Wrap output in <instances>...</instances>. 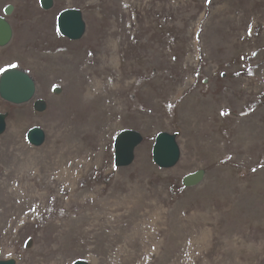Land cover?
<instances>
[{
    "label": "rangeland",
    "instance_id": "rangeland-1",
    "mask_svg": "<svg viewBox=\"0 0 264 264\" xmlns=\"http://www.w3.org/2000/svg\"><path fill=\"white\" fill-rule=\"evenodd\" d=\"M70 8L78 41L57 27ZM0 15L15 33L0 74L28 71L48 104L0 97V260L264 264V0H0ZM125 129L144 142L116 167ZM164 131L182 151L169 169L153 161Z\"/></svg>",
    "mask_w": 264,
    "mask_h": 264
},
{
    "label": "water",
    "instance_id": "water-1",
    "mask_svg": "<svg viewBox=\"0 0 264 264\" xmlns=\"http://www.w3.org/2000/svg\"><path fill=\"white\" fill-rule=\"evenodd\" d=\"M41 6L50 10L54 6V0H40ZM13 6L5 10L6 15H10ZM57 27L59 33L71 41L81 40L87 31V23L84 14L80 9L63 10L57 17ZM14 28L10 21L0 15V47L5 48L14 39ZM58 92L61 90L58 89ZM0 97L13 105H28L34 103L35 110L45 112L48 104L44 99L38 97V85L31 74L19 67L10 66L5 68L0 74ZM8 113H0V135L7 129ZM28 142L34 147L44 145L46 133L40 127L32 128L27 134ZM144 142V136L137 130H122L114 141L115 165L116 167H128L136 158V149ZM182 151L178 142V134L170 132H160L156 136L153 146V161L161 169L175 167L180 161ZM206 177L205 170L201 169L188 174L183 179L185 187L197 186ZM0 264H17L14 259L0 260ZM73 264H89L87 261L78 260Z\"/></svg>",
    "mask_w": 264,
    "mask_h": 264
},
{
    "label": "bare ground",
    "instance_id": "bare-ground-1",
    "mask_svg": "<svg viewBox=\"0 0 264 264\" xmlns=\"http://www.w3.org/2000/svg\"><path fill=\"white\" fill-rule=\"evenodd\" d=\"M13 192H14V191H13ZM206 240H207V237L204 239L203 243L206 242ZM149 241H150V239H149ZM194 244H195V242L193 241V243H192V245H191L192 256H193V247H194ZM192 256H191V257H192Z\"/></svg>",
    "mask_w": 264,
    "mask_h": 264
}]
</instances>
